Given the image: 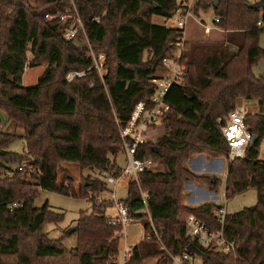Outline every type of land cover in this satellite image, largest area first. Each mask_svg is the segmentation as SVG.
Returning a JSON list of instances; mask_svg holds the SVG:
<instances>
[{
  "label": "trees",
  "instance_id": "16d2710c",
  "mask_svg": "<svg viewBox=\"0 0 264 264\" xmlns=\"http://www.w3.org/2000/svg\"><path fill=\"white\" fill-rule=\"evenodd\" d=\"M73 1L94 51L107 53L109 72L104 79L93 73L71 83L65 80L69 71L92 66L88 48L67 41V23L56 16L65 12L70 0H0V264H117L120 228L108 223V200L98 203L92 197L90 211H83L78 219V243L72 248L44 231L47 223H62L64 214L53 211L48 202L42 207L34 203L43 190L85 198L108 189L101 177L88 179V186L78 191L72 179L68 186L61 185L59 165L75 163L99 172L109 169L119 176L120 133L134 107L150 101L152 79L165 72L163 58L178 51V29L153 21L156 16L171 19L177 0ZM215 1L200 0L194 15H204ZM218 1L214 23L224 30L223 38L185 41L181 62L187 74L167 95L171 110L159 126L164 127L163 135L154 137L152 131L140 153L151 154L158 162L142 173L140 184L151 194L150 214L155 227L164 231L167 249L175 255L184 253L192 242L182 215L194 214L216 229L214 211L220 207L186 205L187 182H209L212 189L220 181L196 175L187 161L197 153L228 157L222 127L240 100L255 104L257 109L247 112L245 124L258 139L244 157L229 162L225 196L231 199L254 188L257 201L227 214L226 235L236 240L235 253L201 248V259L204 264H264V158L260 156L264 74L253 70L264 59L260 45L264 7L256 8L249 0ZM41 63L48 67L38 83L25 86L26 66ZM3 113L10 122L7 130L1 127ZM18 139L25 141L22 153L9 150ZM26 162L30 168L20 170ZM120 186L128 190L123 201L133 222L143 221L148 231L139 185L123 177ZM16 201L22 206L13 207ZM153 256H158L156 264H173L154 241L136 245L132 264Z\"/></svg>",
  "mask_w": 264,
  "mask_h": 264
},
{
  "label": "built area",
  "instance_id": "2783aa9c",
  "mask_svg": "<svg viewBox=\"0 0 264 264\" xmlns=\"http://www.w3.org/2000/svg\"><path fill=\"white\" fill-rule=\"evenodd\" d=\"M200 0H177V7L172 18H177L175 27L178 29V37L176 41V47L179 52L173 56L164 57L162 65L166 71L165 75H156L152 81L154 83V92L149 102H139L133 109L132 115L128 124L120 133L121 150L125 155L126 164L122 166L120 175L116 176L109 169H103L100 172L101 178L105 181L108 189L105 191L107 195L106 200L110 202L116 208V216H110L108 223L111 226L119 227L118 235L124 238L125 227L133 223L134 219L131 217L128 207L124 203V199H118L117 189L120 187V181L123 177L134 180L140 188L141 197L144 202V213L147 214L150 222L148 231L144 230L142 241H154L161 250L167 252L171 258L173 264H204L202 256L199 257L195 254L188 252L187 250L180 254L175 255L170 252L164 242V231L155 227L153 219L150 214L149 201L151 200V194L144 190L140 184V178L142 173L147 170L153 169L158 162L151 154L141 153L148 144V138L152 134V131L156 132L159 129L162 118L171 110V105L167 102V95L170 89L175 84H181L187 74L186 66L181 62L182 50L186 41V27L188 19L191 17L196 18L194 15V8ZM74 7L75 16L72 25L65 28L64 38L67 41L73 42L75 38H84V47L89 50V56L92 60V66L87 69H77L69 71L65 80L69 83L75 80L84 79L93 73H96L101 79H104L108 75L107 67V53L95 52L86 32V25L83 21L78 8ZM51 17L50 15H48ZM63 23H67L68 18L66 15H60ZM94 18V17H93ZM97 19V18H96ZM216 19V18H215ZM214 19V20H215ZM98 20V19H97ZM207 29L206 31H208ZM28 65L25 70H27ZM247 112L245 109L237 108L231 114L227 120L226 125L222 127L224 138L226 139L230 153V160L237 157H244L248 147L254 138L253 133L247 128L245 124V117ZM27 167V164H22L19 169ZM97 201H102V198L96 196ZM22 206L21 201L13 203V207ZM218 228H211L205 221L198 218L196 215L188 213L182 219L186 226V234L191 240L192 244L198 248L212 249L217 252L226 254L235 253L236 240L230 239L226 235V222L227 214L224 206L217 207L214 211ZM135 245H126L124 252L119 258L117 257V264H132L134 257Z\"/></svg>",
  "mask_w": 264,
  "mask_h": 264
},
{
  "label": "rangeland",
  "instance_id": "374dc122",
  "mask_svg": "<svg viewBox=\"0 0 264 264\" xmlns=\"http://www.w3.org/2000/svg\"><path fill=\"white\" fill-rule=\"evenodd\" d=\"M69 3L68 7H66L65 12L63 13H57L56 16L60 15H66L68 18L66 27L73 23L74 19L70 18L75 16L74 14V7L72 4V0ZM259 1V0H258ZM257 2V1H256ZM75 4V2H74ZM77 7V5L75 4ZM78 8V7H77ZM80 13V12H79ZM81 15V14H80ZM51 17L47 16L48 19L54 18L53 15H50ZM82 17V16H81ZM83 19V18H82ZM99 20V17H97ZM215 19V14L213 8H211L207 13L204 15H201L200 17L196 18H190L188 19L187 23V29H186V41H214V40H220L223 38V33L220 28L216 26L214 23ZM198 22H197V21ZM153 21L157 24H165L167 26H176L177 23V18H171L168 20H165V18L156 16L153 18ZM205 26H210V27H215L213 30L212 35L205 36L204 31H205ZM65 32V29H64ZM79 39V38H78ZM82 43L85 41L84 38H81ZM261 45L264 47V35L262 36V39H260ZM179 52H176V54ZM175 54V55H176ZM30 59L32 56H30ZM260 64H257L255 72L256 73H263L264 74V60H260ZM48 67V64L46 63H41L39 66H31L28 65L27 70L24 72L23 76V84L25 86H33L38 83L39 77L43 74V72L46 70ZM166 71H160L158 75H165ZM249 105V106H248ZM237 108H242L245 109L246 112L248 111H256V105L253 103H249L245 100H240L239 105ZM236 108V109H237ZM3 124H2V129L7 130L9 128V121L7 116L3 113ZM17 131H21V129H18ZM164 127H159V129L156 130L154 133L155 136H160L163 135L164 133ZM25 147V141L23 139H18L15 142H13L9 150L17 153H22ZM262 155H264V141L262 143ZM207 156L205 160L211 164L213 161L216 166H217V176L220 178L219 184L217 185V188H210L209 182L207 183H202V182H187V183H196L197 185H203V189L207 192L208 198L206 199H200L197 201L198 197H195V200L192 205L196 206L199 204H204L207 202H214L215 204L219 206H224L226 208V211L228 213H235L240 210H242L245 207H250L253 206L256 203V191L255 189L251 188L249 189L250 191H247L246 193L240 192L235 194L231 199H227L225 196V182H226V168L227 166L221 165V160H210L209 158H213V156H210L209 154L202 153ZM201 153L193 154L189 158V160L192 158L197 157L198 155H202ZM209 157V158H208ZM222 158H226L227 164H229L230 157L227 155L220 156ZM117 162L121 165L124 166L126 164V158L123 152H121L118 157H117ZM188 162V161H187ZM27 167L30 168V165L28 162H26ZM224 166V168H223ZM188 167V166H187ZM194 173V172H193ZM196 174V173H195ZM198 175V174H196ZM206 176V175H204ZM59 183L61 185L68 186L69 182L72 179V183L75 185L76 191L80 188H86L88 186V179L92 180L95 178L100 179L101 175L100 172L95 170V169H89V168H83L80 164H75V163H61L59 165ZM206 177H211V178H218L215 175L209 174ZM218 178V179H219ZM187 183L185 184V190H187ZM191 193V191H190ZM215 194L218 196V198H215ZM99 196L102 198V201H106L107 195L105 194V191H101L98 193H89L87 197H73V196H68L64 195L58 192H52V191H47L43 190L41 191L40 196L35 200V206L36 207H42L45 205L46 202H48L50 208L58 213H63L65 216V219L62 223H47L44 226V231L48 234L50 238L53 239H59L62 238V242L65 246L68 248L76 247L78 240H77V233L75 232V227L77 226L78 219L83 211H90L91 209V202L93 201L92 197ZM117 197L118 199H126L128 197V190L125 187H118L117 189ZM107 202V201H106ZM184 202H187L186 195ZM191 207V206H190ZM193 207V206H192ZM117 213L116 208L110 204V206L107 208V215L108 216H113ZM185 217V215H183ZM74 228V230L69 233V230ZM144 222L143 221H135L131 223L130 225L125 227L124 233L125 237L121 239L120 242V255L119 258L121 259V256L124 252L125 246L128 245H138L142 242V237L144 235ZM159 248V246H158ZM158 261V256H153L150 258H147L143 261L142 264H156Z\"/></svg>",
  "mask_w": 264,
  "mask_h": 264
},
{
  "label": "crops",
  "instance_id": "0c3cea01",
  "mask_svg": "<svg viewBox=\"0 0 264 264\" xmlns=\"http://www.w3.org/2000/svg\"><path fill=\"white\" fill-rule=\"evenodd\" d=\"M250 2H256V1H258V0H249ZM197 21V20H196ZM215 21V20H214ZM198 22V21H197ZM206 28H205V31H204V34L203 35H205V36H209V35H212V33H213V30L215 29V27H210V26H205ZM207 29H209L208 31H206ZM222 30V29H221ZM222 33L224 34V30H222ZM264 35V34H263ZM262 35V36H263ZM262 36H261V39H262ZM260 45H261V42H260ZM261 47L262 48H264L262 45H261ZM264 60V59H263ZM260 62L261 61H259V63L258 64H260ZM256 67L257 66H255L254 68H253V70H254V73L256 74V75H263V73H256L255 72V69H256ZM249 106V105H248ZM263 149H262V146H261V154H260V156H261V158H264V155H262V153H263V151H262ZM205 158H207V156L206 155H204V154H202V155H198L197 157H195V158H191L190 160H188V162H187V166H188V168L192 171V172H194V173H196V174H198V175H206V176H208L209 174H212V175H215L216 177H218L217 176V166H216V164L212 161L211 162V164H209L206 160H205ZM209 158V157H208ZM215 160V159H217V160H221V165H224V166H227V168H226V177H227V169H228V165L229 164H227V161H226V158H222V157H218V158H209V162H210V160ZM224 166H223V168H224ZM219 178V177H218ZM220 179V178H219ZM203 185H197L196 183H187V190H184L185 191V195H186V199H187V202H185L186 203V205H188V206H193V207H196V206H199V205H201V204H199V205H196V206H194V205H192L191 203H193L194 202V200H195V197H198L197 198V201L198 200H200V199H206V198H208V196H207V192L203 189V187H202ZM249 189H251V188H249ZM249 189H247V190H245V191H243V193L245 192H247V191H250ZM254 189V188H253ZM190 191H191V193H190ZM256 191V190H255ZM256 194V201H257V192L255 193ZM215 198H218V196L215 194ZM207 203H214V202H207ZM110 204V203H109ZM219 206V205H218ZM117 214V213H116ZM116 214L115 215H113V216H116ZM187 214V213H186ZM186 214H183V215H186ZM183 215H182V218L181 219H183L184 217H183ZM136 246V245H135Z\"/></svg>",
  "mask_w": 264,
  "mask_h": 264
},
{
  "label": "water",
  "instance_id": "95a60500",
  "mask_svg": "<svg viewBox=\"0 0 264 264\" xmlns=\"http://www.w3.org/2000/svg\"><path fill=\"white\" fill-rule=\"evenodd\" d=\"M218 3H219V1L216 0L213 3L212 8L217 7L218 6ZM253 6L256 7V8L264 7V0H259V1L255 2L253 4ZM72 43H73V45H75L77 47H84L85 46L84 43H82L81 41H79L78 38H75ZM257 139H258V137L257 136H254V138H253V140L251 142V146H254V144L256 143ZM157 151H158V149L156 150V152ZM212 182H215V180L213 178H212ZM73 230H74V228L70 229L69 230V233H71ZM187 251L190 252V253H192V254H195V255H197L199 257L203 256V251L200 248H198L196 245H194V244H190L188 246V248H187Z\"/></svg>",
  "mask_w": 264,
  "mask_h": 264
}]
</instances>
